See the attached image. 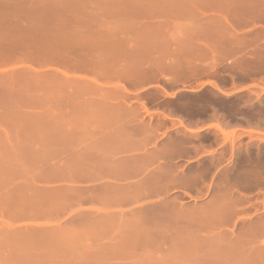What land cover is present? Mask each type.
Segmentation results:
<instances>
[{
  "label": "crops",
  "instance_id": "obj_1",
  "mask_svg": "<svg viewBox=\"0 0 264 264\" xmlns=\"http://www.w3.org/2000/svg\"><path fill=\"white\" fill-rule=\"evenodd\" d=\"M211 9L215 33L179 39L160 21L199 27L205 1L0 0V158L17 151L32 162L30 149H39L35 162L55 165L51 178L67 181L59 206L83 231L119 227L130 232L123 242L143 245L145 222L202 225L213 200L222 225L217 181L240 179L241 158L264 156V126L230 121L212 105L179 108L180 96L205 93L167 85L264 95V77L231 74L224 83L225 67L264 57V0ZM182 71L204 74L181 80Z\"/></svg>",
  "mask_w": 264,
  "mask_h": 264
},
{
  "label": "rangeland",
  "instance_id": "obj_2",
  "mask_svg": "<svg viewBox=\"0 0 264 264\" xmlns=\"http://www.w3.org/2000/svg\"><path fill=\"white\" fill-rule=\"evenodd\" d=\"M185 1L176 0L179 5ZM203 1L207 10L194 17L200 21L199 27H194L190 19L180 18L169 25L161 20L160 26L170 27L179 39L215 33L217 19L211 4L229 0ZM33 70L38 75L43 69ZM224 71L230 73L224 76V83L232 78L231 74L241 81L264 77V57L242 60L237 67H225ZM203 74L182 71L177 78L196 80ZM167 86L205 93L199 97L180 96L176 103L179 108L192 105L197 112L193 104L212 105L230 121L264 126L262 94L248 92L223 98L213 94L215 89L197 83ZM38 150L30 149L32 162H22L24 158H19L17 151L12 157L0 158V264H264V232L259 229L264 224V178H247L264 176V170H254L259 164L263 167V155L241 158L240 179L217 181L224 205L222 225L215 223L217 205L213 200L202 225L194 220L172 221L170 227L163 228L147 221L137 232L147 243L131 245L123 242L130 232L119 227L97 226L90 231L79 228L73 212L59 206L67 181L51 178L55 165L35 162ZM41 166L47 169L45 178L41 177ZM249 169L254 172H247ZM215 182H210V190Z\"/></svg>",
  "mask_w": 264,
  "mask_h": 264
}]
</instances>
